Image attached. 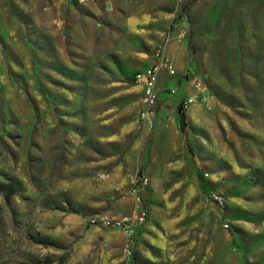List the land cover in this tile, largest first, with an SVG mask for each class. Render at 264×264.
I'll return each mask as SVG.
<instances>
[{"label":"rangeland","instance_id":"obj_1","mask_svg":"<svg viewBox=\"0 0 264 264\" xmlns=\"http://www.w3.org/2000/svg\"><path fill=\"white\" fill-rule=\"evenodd\" d=\"M142 171L127 252L89 219ZM0 185V264H264V0H0Z\"/></svg>","mask_w":264,"mask_h":264},{"label":"built area","instance_id":"obj_2","mask_svg":"<svg viewBox=\"0 0 264 264\" xmlns=\"http://www.w3.org/2000/svg\"><path fill=\"white\" fill-rule=\"evenodd\" d=\"M168 74H173L171 66L164 62L163 64ZM160 65L152 63L147 67L136 69L131 80L139 86L138 97V120H140L148 129L153 127V110L157 101V76ZM192 91L187 93L183 99L182 108L184 109L191 103L202 102L205 99L203 86L199 79H191ZM150 186L149 176L146 172H140L131 182L128 198L129 205L127 211L116 215L99 214L91 217V225L103 228H115L124 236V250L128 252L131 237L145 223L147 218L148 189ZM207 196L217 203H221V195L208 191ZM226 224H224V227Z\"/></svg>","mask_w":264,"mask_h":264},{"label":"trees","instance_id":"obj_3","mask_svg":"<svg viewBox=\"0 0 264 264\" xmlns=\"http://www.w3.org/2000/svg\"><path fill=\"white\" fill-rule=\"evenodd\" d=\"M178 114H179V121L182 123V121H183V113H182V111L179 110V109H178ZM0 190H3V188L1 187V185H0ZM5 190H7V193L4 194V198H5L6 200H8V197H9L10 194L13 193L14 188H13V186L10 185V186H7V187L5 188Z\"/></svg>","mask_w":264,"mask_h":264}]
</instances>
